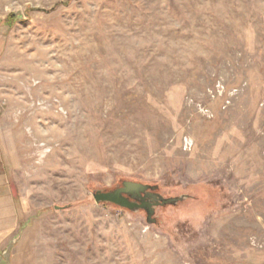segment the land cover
<instances>
[{
  "label": "rangeland",
  "instance_id": "obj_1",
  "mask_svg": "<svg viewBox=\"0 0 264 264\" xmlns=\"http://www.w3.org/2000/svg\"><path fill=\"white\" fill-rule=\"evenodd\" d=\"M0 160L10 264H264V0H0Z\"/></svg>",
  "mask_w": 264,
  "mask_h": 264
},
{
  "label": "water",
  "instance_id": "obj_2",
  "mask_svg": "<svg viewBox=\"0 0 264 264\" xmlns=\"http://www.w3.org/2000/svg\"><path fill=\"white\" fill-rule=\"evenodd\" d=\"M157 188V184H146L140 181L120 179L119 183L112 188H94L92 189V197L96 203H105L114 205L129 211H145L146 221L149 224L156 223V217L153 216L155 206L157 205H175L177 202L182 201L188 195L181 194L179 196L163 197L159 196L156 202H145L143 199L139 203L132 201L128 196L136 198L133 192L143 191L145 188ZM128 195V196H126ZM13 241H10L5 250L0 254V264H10L11 248Z\"/></svg>",
  "mask_w": 264,
  "mask_h": 264
},
{
  "label": "crops",
  "instance_id": "obj_3",
  "mask_svg": "<svg viewBox=\"0 0 264 264\" xmlns=\"http://www.w3.org/2000/svg\"><path fill=\"white\" fill-rule=\"evenodd\" d=\"M2 161V163H1ZM12 193L10 190V187L8 186L6 180H5V166H4V161L0 160V237L1 238H5L9 232H10V228H14L15 224L13 223L12 220V215L10 213L13 214L15 213V208L13 209H9L8 208H12L13 206H11V200L12 198ZM10 211V212H9ZM11 215V216H10Z\"/></svg>",
  "mask_w": 264,
  "mask_h": 264
},
{
  "label": "flooded vegetation",
  "instance_id": "obj_4",
  "mask_svg": "<svg viewBox=\"0 0 264 264\" xmlns=\"http://www.w3.org/2000/svg\"><path fill=\"white\" fill-rule=\"evenodd\" d=\"M140 182H141V181H140ZM143 183H146V182H143ZM146 184L153 185L154 183H146ZM116 185H117V184H116ZM116 185H114V187H115ZM133 193L136 195V198L130 197V196H128V195H126V196H128L129 199H131L132 201H136L137 203H139V202L141 201V199H143V201H145V202L153 203V202H156V201H157V199H158V197H159L160 195L163 196V195L160 193V191H159V187H157V188L147 187V188H145L143 191L133 192ZM163 197H165V196H163ZM167 205H169V204H165V205H157V206H155V209H156L157 207H163V206H167ZM140 211H142V212L145 213V211L142 210V209H140ZM155 214H156V213L154 212L153 216H155ZM155 217H156V216H155ZM156 219H157V218H156Z\"/></svg>",
  "mask_w": 264,
  "mask_h": 264
},
{
  "label": "trees",
  "instance_id": "obj_5",
  "mask_svg": "<svg viewBox=\"0 0 264 264\" xmlns=\"http://www.w3.org/2000/svg\"><path fill=\"white\" fill-rule=\"evenodd\" d=\"M16 17L13 14H9L7 16V20L10 21L11 23H13L14 21H16Z\"/></svg>",
  "mask_w": 264,
  "mask_h": 264
}]
</instances>
